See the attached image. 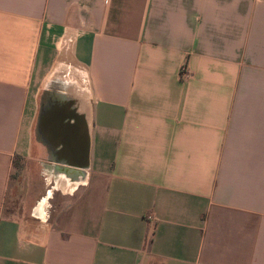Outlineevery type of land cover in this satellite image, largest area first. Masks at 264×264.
I'll use <instances>...</instances> for the list:
<instances>
[{
    "label": "crops",
    "instance_id": "1",
    "mask_svg": "<svg viewBox=\"0 0 264 264\" xmlns=\"http://www.w3.org/2000/svg\"><path fill=\"white\" fill-rule=\"evenodd\" d=\"M0 264H264V0H0Z\"/></svg>",
    "mask_w": 264,
    "mask_h": 264
},
{
    "label": "rangeland",
    "instance_id": "2",
    "mask_svg": "<svg viewBox=\"0 0 264 264\" xmlns=\"http://www.w3.org/2000/svg\"><path fill=\"white\" fill-rule=\"evenodd\" d=\"M45 160H40L34 155L22 156L19 163L12 166L4 203L5 213L35 225H45L55 216L58 208L65 203V197L70 193H64L55 188L48 199L46 219L42 220L31 214V207L37 204L49 188L45 180Z\"/></svg>",
    "mask_w": 264,
    "mask_h": 264
},
{
    "label": "trees",
    "instance_id": "3",
    "mask_svg": "<svg viewBox=\"0 0 264 264\" xmlns=\"http://www.w3.org/2000/svg\"><path fill=\"white\" fill-rule=\"evenodd\" d=\"M22 158L21 155L15 154L12 158V165H15L16 163H19L20 159Z\"/></svg>",
    "mask_w": 264,
    "mask_h": 264
},
{
    "label": "water",
    "instance_id": "4",
    "mask_svg": "<svg viewBox=\"0 0 264 264\" xmlns=\"http://www.w3.org/2000/svg\"><path fill=\"white\" fill-rule=\"evenodd\" d=\"M85 163H86V162H85ZM85 163H84V164H85ZM84 164H81V163H80V164H79V163H75V164H70V165H84Z\"/></svg>",
    "mask_w": 264,
    "mask_h": 264
},
{
    "label": "built area",
    "instance_id": "5",
    "mask_svg": "<svg viewBox=\"0 0 264 264\" xmlns=\"http://www.w3.org/2000/svg\"><path fill=\"white\" fill-rule=\"evenodd\" d=\"M148 217H151V215H148Z\"/></svg>",
    "mask_w": 264,
    "mask_h": 264
},
{
    "label": "bare ground",
    "instance_id": "6",
    "mask_svg": "<svg viewBox=\"0 0 264 264\" xmlns=\"http://www.w3.org/2000/svg\"><path fill=\"white\" fill-rule=\"evenodd\" d=\"M58 172V171H57ZM59 173V172H58Z\"/></svg>",
    "mask_w": 264,
    "mask_h": 264
}]
</instances>
